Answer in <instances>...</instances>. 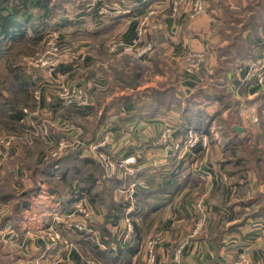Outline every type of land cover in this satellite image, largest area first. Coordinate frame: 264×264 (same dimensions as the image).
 Here are the masks:
<instances>
[{"label":"crops","instance_id":"1","mask_svg":"<svg viewBox=\"0 0 264 264\" xmlns=\"http://www.w3.org/2000/svg\"><path fill=\"white\" fill-rule=\"evenodd\" d=\"M62 1L66 11L56 18L54 12L51 19L56 21L52 24L51 20L47 30L58 34L63 44L57 69L28 65L37 101L32 122L43 131L33 142L35 148L22 152L21 145H15L0 169V264H144V244L154 235L160 238L158 264H224L240 254L249 256L252 264H264V218L255 215L258 200L249 204L246 193L247 187H252L251 193L255 191V180L244 184V179H234L238 171L228 169L236 161L228 156L230 142L226 138L214 143L210 139L208 151L186 145L195 119L198 126L207 128V132L197 131L210 136L216 124L212 118L215 112L229 123L235 120L231 121L233 128L239 124L243 131L234 128L237 136L243 138L252 130L260 131L264 139V92L247 78L249 67L227 68L214 79L211 41L217 25L215 10L208 3L210 12L189 20L182 13L173 15L174 0H75L74 8L72 0ZM245 35L255 53L253 58L264 60V36L251 30ZM112 43L139 48L152 44L147 55L128 54L143 70H137L142 79L136 88L117 82L114 70H129L134 62L120 50L111 53ZM197 52H204L207 62L199 70L189 71L187 56ZM124 57H130L131 63ZM61 82L87 88L91 102L76 106L55 101L54 90ZM172 87L176 95H163L158 106L153 105L152 96L134 98L135 91H169ZM217 90L232 104L219 107L222 98ZM123 96L128 98L124 104H113ZM79 126L86 132V143L79 147L81 157L96 160L90 146L104 141L108 133L110 139L103 149L114 162L138 158V163L125 167L133 169L128 180L135 184V199L118 220L109 221L107 209L120 204L117 192L123 194L122 190L115 192L112 203H99L103 196L98 179L85 197L101 230L97 229L99 238L76 233L73 225L84 222L81 215L73 207L62 209L56 191L37 172L52 159L50 150L56 141L72 137ZM168 127H174L179 148L167 150L161 141ZM247 143L254 146L250 138ZM110 174L105 179L120 180L123 176L115 170ZM75 183L77 188L85 185L83 181ZM75 183L68 182L62 192H70ZM36 189L38 193L33 194ZM135 200L138 208L133 206ZM199 201L209 218L194 233ZM56 212L59 217H55ZM64 227L70 229L66 240L72 245L54 240ZM125 233L130 235L124 241Z\"/></svg>","mask_w":264,"mask_h":264},{"label":"rangeland","instance_id":"2","mask_svg":"<svg viewBox=\"0 0 264 264\" xmlns=\"http://www.w3.org/2000/svg\"><path fill=\"white\" fill-rule=\"evenodd\" d=\"M55 1L56 3L59 2L58 10L55 11V18H56L58 15L63 14V12H65L66 9L64 8L65 6L62 0H55ZM175 1L178 3V9L176 12H174L173 10V3ZM191 2L192 0H174L172 3L173 15L177 17L179 13H182L186 15L187 19L189 20L195 19L196 17L195 18L189 17V9H190ZM203 3H204V9L200 15L210 12V8H213L216 12V16L215 15L213 16L215 22L217 23V25L215 26V37L213 41H211V46L213 47V50H214V59H215L213 66H212L214 79L215 80L218 79L217 75L222 76L223 71L227 68H238L240 64L245 65V67H249V74L247 75V78L251 80L252 82H254V84L259 87L260 91L264 92V84L261 85V84H258L257 82V76L261 73L264 74V60H262L261 58H258V59L253 58L255 56V53L253 49L249 46L248 39L245 38L246 37L245 32H247V30H251L255 32L256 34H261L262 36H264V0H213L212 2H208V0H203ZM208 3H209V6H211L210 8H208L209 7ZM71 5L73 8L76 7L75 0H72ZM71 5L69 7H71ZM55 21L56 20L53 19L51 23L54 24ZM178 24L180 23H177V25ZM226 30L229 31L228 35L225 34ZM49 41H52L56 43L57 45H59L60 58H61L64 52H63V46H62L63 44L59 40V35L54 34V33H49V32L45 34L41 42H38L35 44H32L28 39H23L19 43L13 42L12 47L10 48L7 55L8 56L10 55V57L12 58V60L15 61V63L22 62V58H23L27 66L30 65V63H36V64L41 65L40 59L45 55L46 50H48L49 44H50ZM25 54H28V56L30 55L31 56L25 57L23 56ZM126 55L130 56L128 54ZM192 56L200 57V62L196 68L192 67L191 62L189 61L190 57ZM131 59L133 60L135 64L138 63L134 61L133 57H131ZM196 60H197L196 57H193L192 61H196ZM206 62H207L206 54L204 52L190 53L187 56V64H186L187 69L189 71H194L197 69L199 70L201 66L204 65ZM139 64L140 63H138L137 65L140 68H142V66ZM254 75L256 76L254 77ZM15 90H16V84L14 81H12L11 76H9L7 72L6 59L3 58L0 60V91L3 92V94L9 99H13V96L15 97ZM217 95H219V97L222 98V99L220 98L221 100L219 101L220 103L219 107L226 105V103L232 104V102L229 99H227V96H225L222 91L217 90ZM23 96H20L21 104L25 103V98ZM0 101H1L0 104H2L3 98L0 99ZM35 108L36 106L28 107V109H26L27 117L25 118L23 122L25 123L24 127H17V129L14 132L7 131V130L4 131L3 127L0 128V138L7 136V135L14 136L15 137L14 146L15 145L19 146L18 144H20L22 148L21 149L22 152H23V149L34 147V144H33L34 141L29 142L30 141L29 131L33 129L32 128V123H33L32 117L36 116ZM1 109H2V106H0V111ZM217 113L218 112H215L216 116H214L216 120L214 129L212 130L210 129L209 131L210 132L209 134L211 136L210 139L212 143H214L215 140L224 137L229 142H232V145L231 143L228 144V145H231L230 148L228 149V156H232L237 159L239 157H242V159L239 160L240 161L239 165L231 164L228 169L234 172L238 171L234 179L235 180L244 179V184H246V182H248L250 179L255 180L256 188H253L255 190L254 191L255 194L254 192L251 193L252 187H247V188L246 186L244 187L246 188V193L249 196L247 198L249 200L250 199L252 200V198H254L255 199L254 201H256V199H258L257 209L263 208L262 215H264V139H263V136L260 133V131L253 133L252 130H250L248 135H245L243 138H241L236 135L237 133L235 132L233 128V124L231 123V121L233 123L236 121L231 119L229 123L225 121L224 119H222L220 116H218ZM5 114L6 113H0V124L4 122ZM36 126L42 128L40 125H36ZM235 126H239V124ZM41 131H43V129ZM248 138H250L251 141H253L254 146L248 145L247 143ZM84 141L86 143V135L84 137ZM258 145H260V147ZM103 148H102V151L104 152V155L108 156L109 154ZM69 149H74V148L72 147L65 148L61 154L65 153L66 151L69 152L68 151ZM26 153H29V152H26ZM95 159L96 160L94 161L96 163L95 164L96 166L94 165V169L97 171L96 173L98 174V179L102 182L101 185L97 186L99 189H101L102 191L101 194L103 196V197H99L98 199L99 203L104 202V201L109 202V204L112 203V199H114L115 197V192L119 189L123 191V194H121L120 192H117V201H125L126 199H128L129 201L130 200L133 201L135 199L133 195L135 187L133 186V181L128 180V173L131 172L133 169L132 168L125 169V166H121L119 162L116 163L112 159L114 165L111 168V171L108 172L102 159L99 156H96ZM5 161L6 160H4L3 163H5ZM128 166L131 167L130 165ZM1 168H3L2 165L0 166V169ZM103 169L107 173L106 176H103V171H102ZM114 170L121 172V174L123 175L121 176V180L122 179L124 180L123 183L118 182L117 184L112 185L111 181L105 179V178L110 177L111 175L110 173H112ZM51 184L53 186L55 185L54 188L56 187L59 190H63V187L61 183L59 182V180L52 181ZM37 189L36 191L34 190L33 194L38 193ZM86 196L87 194L82 196L81 199L86 200L87 199V198L85 199ZM56 198L58 200L57 193H56ZM137 202L139 201L137 200ZM140 207H142V203L140 204ZM107 211L109 215H112V216L114 215V209H112L111 211L107 209ZM43 213H46V212L43 211ZM55 214H57L55 217H59L58 212H56ZM87 218H88L87 216L81 214L80 221H84V222H80V223L84 224V223H88L89 221L94 220L93 222L95 223V226H96L97 220H96L94 213H91L90 219L87 220ZM53 221L56 224L54 219ZM69 221L71 220L66 219V222H69ZM63 229L65 231H63L62 233L64 235L66 234V238H67L68 233H70L69 231L70 229H67L66 227H64ZM94 229H96L97 231V226L96 228L94 227ZM154 236H158V235H154ZM68 240L71 241L70 239ZM69 243L72 245L71 242ZM157 262H158V255H157Z\"/></svg>","mask_w":264,"mask_h":264},{"label":"trees","instance_id":"3","mask_svg":"<svg viewBox=\"0 0 264 264\" xmlns=\"http://www.w3.org/2000/svg\"><path fill=\"white\" fill-rule=\"evenodd\" d=\"M58 4L59 2L56 3L55 0H0V60L3 58L6 59L7 72L9 76H11L12 81L16 84L15 97L13 96V99H9L0 91V99L3 98L2 104H0V106H2L0 113H6L4 115V122H1L2 124H0V128L3 127L4 131L7 130L14 132L17 127H24L25 123L23 122L27 117L26 109H28V107L37 106L35 83L28 72L29 68L26 65V62L22 58V62L15 63L10 55L8 56L7 54L12 47L13 42L19 43L23 39H28L32 44L41 42L47 33L48 28L52 26L50 21L52 20L51 18L55 10H58ZM23 56L26 57L28 54ZM124 61L126 63H131L129 57H124ZM137 70L143 71L142 68L134 63L133 66L130 65L129 70H126L125 68L121 70L115 69L113 73H116L117 82L121 83L122 86L136 88L142 79L140 77L141 72ZM175 89V87H172L169 91H162L161 89L149 88L143 91H135L134 98L137 97L143 99V96H152L154 97L153 105L158 106L161 105L160 101H162L161 97L163 95H176ZM20 96L25 98V103L21 104ZM127 99V97L123 96L113 104L120 106L121 104H124ZM101 100L102 98L99 99V101ZM214 116L216 115L214 114L212 118H215ZM103 118L104 114L100 119L103 121ZM197 123L198 122L195 119V123L192 124L196 131L207 132V128H202L198 126ZM99 128L100 125L93 129L92 139H94ZM230 143L232 145V142ZM80 148L69 149V152L66 151L67 153L65 152L58 157H52V159L48 160V163L44 168H40L37 171L43 177L42 180L49 182L50 184L52 181L59 180L63 189L70 181L72 184L76 181L84 182L85 185L78 188L75 183L71 190H68L70 192H62V190H59L56 187L54 188L55 185L53 186L51 184L53 191H56L58 195V201H60L62 209L73 207L82 196L90 193L91 188H94L98 181V174L94 169V165L96 164L95 161L90 157H81L82 150ZM241 159L242 157H239L238 159L235 158L234 161L236 162L234 165H239V160ZM109 181H111V184L113 185L118 182L123 183L124 180L110 179ZM0 197L2 198L1 194ZM254 200L255 199L252 198L248 203L251 204ZM28 203V201L25 202L22 207L27 206ZM119 203L120 204H118L117 207H110L109 209V211L114 209L113 216L108 214V220L111 222L115 221V219L118 220L119 217H122L125 214L127 205H129V200L126 199L125 201H119ZM141 211L142 210H140V212ZM262 211L263 208H259L255 215L264 218ZM96 226L97 229L100 230L97 224ZM74 230H76L75 227ZM76 233L81 234L82 237L90 235L86 231L76 230Z\"/></svg>","mask_w":264,"mask_h":264},{"label":"built area","instance_id":"4","mask_svg":"<svg viewBox=\"0 0 264 264\" xmlns=\"http://www.w3.org/2000/svg\"><path fill=\"white\" fill-rule=\"evenodd\" d=\"M178 9V3L175 1L173 3V10L176 12ZM204 3L203 0H192L189 9V17L195 18L203 12ZM150 13H154L151 11ZM46 41V40H45ZM48 42V41H47ZM49 48L46 50L45 55L40 59L41 65L47 66L51 71H55L60 62V47L56 43L49 41ZM111 53L116 54L119 52L136 55V56H143L147 55L152 50V44H147L143 48L137 47L135 44L131 45H120L119 43H112L109 47ZM193 57H196V61H192ZM45 58V59H43ZM189 61L191 62V66L196 68L200 62V57L192 56L190 57ZM249 74V69H248ZM256 75H254L255 77ZM258 84H264V74L261 73L257 76ZM54 98L55 101H59L61 103L67 105H76V106H84L91 102V94L89 90L85 87L75 86L68 82H61L58 83L56 90L54 91ZM32 128L29 131L30 141L33 142L34 139L42 132V128L37 127L36 124L32 123ZM40 128V129H39ZM174 127H168L161 136V141L165 144L167 150H172L174 147L179 148L180 144L175 142L174 140ZM189 138L186 141V145L188 147L194 148L200 146L203 150L208 151L210 147V136L207 133H199L195 129H189ZM86 135L85 130L82 127H77L74 129V135L70 138L61 137L59 138L56 143L54 144L51 155L53 157H58L61 155L65 148H78L82 146L85 141L84 137ZM110 139L108 133L105 135L104 141L100 143L93 144L90 149L94 153L95 156H99L105 164V167L108 172L111 171L114 163L112 161L111 156L104 155L102 148L106 145L107 141ZM15 143L14 136H4L0 138V166L3 165V161L7 156L10 155ZM121 166L127 167L128 165L138 163L137 156H130L126 159L121 160ZM135 184L133 183V186ZM55 195V194H54ZM60 202V201H59ZM134 207L138 208L139 203L135 200ZM74 211L79 213L80 215L83 214L87 216V220L91 218V213H94L93 208L90 204H87L86 200L81 199L80 201L76 202L73 206ZM197 209V218L195 220V228L194 233H197L207 222L208 220V212L205 209V206L202 201L197 202L196 204ZM94 224L89 221L88 223H75L73 226L78 229V231H86L89 232L90 235L94 238H99V234L94 229ZM131 228V226H130ZM130 233H125L124 241L128 238ZM53 239V238H52ZM54 240H60L69 246L68 240H66L65 235L62 232H59L57 235L54 236ZM160 238L159 236L150 237L144 244V264H158L157 262V246L159 244ZM182 253V245L178 248L176 253V260H180V256ZM23 264H29L27 262ZM35 264H38L36 261ZM88 264H98L93 261H88ZM224 264H252V260L249 256L245 254H240L239 257L235 260L226 262Z\"/></svg>","mask_w":264,"mask_h":264},{"label":"water","instance_id":"5","mask_svg":"<svg viewBox=\"0 0 264 264\" xmlns=\"http://www.w3.org/2000/svg\"><path fill=\"white\" fill-rule=\"evenodd\" d=\"M237 131H239V132H242L243 131V129L241 128V127H239V126H235L234 127Z\"/></svg>","mask_w":264,"mask_h":264}]
</instances>
